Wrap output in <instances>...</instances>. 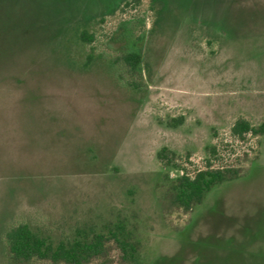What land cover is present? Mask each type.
<instances>
[{"label": "rangeland", "instance_id": "1", "mask_svg": "<svg viewBox=\"0 0 264 264\" xmlns=\"http://www.w3.org/2000/svg\"><path fill=\"white\" fill-rule=\"evenodd\" d=\"M121 1L0 0V264H12L2 237L15 223L56 244L116 220L139 242L135 260L109 241L86 264H264V134L230 133L264 122V0H141L107 15L98 51H121L128 24L150 29L136 96L66 58L72 25ZM210 146L212 169L239 177L190 211L170 206L165 175L203 169Z\"/></svg>", "mask_w": 264, "mask_h": 264}, {"label": "trees", "instance_id": "2", "mask_svg": "<svg viewBox=\"0 0 264 264\" xmlns=\"http://www.w3.org/2000/svg\"><path fill=\"white\" fill-rule=\"evenodd\" d=\"M140 3L141 0H122L120 4L109 11L100 13L98 16L81 19L74 26L72 25L71 29L75 32L76 44L79 47L66 48L69 67L73 70L88 72L95 66H99L104 68L108 77L115 82L118 88L135 96L147 92L149 69L144 63L143 41L150 29L145 32L142 24L139 27L138 35H135L136 32L132 29H136V23H133L134 27L132 23V26L128 24L126 31L121 32L118 37L128 39L129 43L115 55H111L107 51H98L94 45L98 42L97 34L99 32L93 29L95 24L103 23L107 15L113 16L118 11L123 12L125 8L131 6L136 8ZM109 40L111 41L112 38L110 37L107 41ZM106 47L109 49L108 43ZM75 51H80V55H75ZM181 122L182 118L174 119L171 126L176 127ZM230 133L238 139H243L246 134L263 135L264 122L254 127L245 119L240 118L231 126ZM207 151L209 159L203 169L197 170L192 175L182 172L173 180H169L165 175L160 187L165 189L169 196L170 206L186 212L190 211L201 204L212 189L239 177V173L235 170L212 169L210 158H215L216 147L210 146ZM168 154L174 155L169 149L163 147L157 152L156 157L160 162L166 161V166L174 168L175 166L167 158ZM109 241H113L120 249L123 259L130 262L135 260L139 242L122 220L108 222L98 231L94 228L78 230L72 240L59 241L56 244L48 238L39 236L28 224L20 222L11 225L2 237L3 249L8 253L12 264L27 262L33 258L49 260L53 263L86 264L93 257L100 255L105 242Z\"/></svg>", "mask_w": 264, "mask_h": 264}, {"label": "crops", "instance_id": "3", "mask_svg": "<svg viewBox=\"0 0 264 264\" xmlns=\"http://www.w3.org/2000/svg\"><path fill=\"white\" fill-rule=\"evenodd\" d=\"M257 259H258V261H263L264 260V254L261 256H257Z\"/></svg>", "mask_w": 264, "mask_h": 264}]
</instances>
